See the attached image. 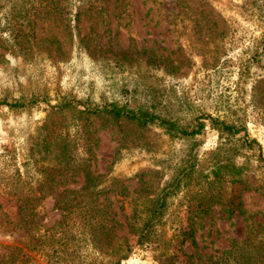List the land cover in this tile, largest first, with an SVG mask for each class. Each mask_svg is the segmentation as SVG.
Instances as JSON below:
<instances>
[{"label":"rangeland","instance_id":"rangeland-1","mask_svg":"<svg viewBox=\"0 0 264 264\" xmlns=\"http://www.w3.org/2000/svg\"><path fill=\"white\" fill-rule=\"evenodd\" d=\"M29 1L0 2V101L27 105L0 107V264H264V55L249 63L264 34L262 0H85L78 22L76 0L47 9ZM20 12L26 18L14 19ZM154 100L181 124L213 117L244 130L222 136L208 126L187 140L123 118L87 124L78 112L84 103ZM67 102L81 105L56 108ZM50 130L68 134L74 166L21 209L25 182H48L26 161ZM244 134L256 141L251 149ZM221 141L233 146L223 155L244 168L245 182L183 185L144 235L148 208L181 158L189 149L208 158ZM213 194H239L244 213L201 209Z\"/></svg>","mask_w":264,"mask_h":264},{"label":"trees","instance_id":"trees-1","mask_svg":"<svg viewBox=\"0 0 264 264\" xmlns=\"http://www.w3.org/2000/svg\"><path fill=\"white\" fill-rule=\"evenodd\" d=\"M1 1H8L9 3L13 4L17 2L30 3L29 0H0V2ZM60 1L62 0H32V2L36 4V6L42 9L56 7ZM84 1L85 0H76V3H78V10L75 14V22L79 21L81 13L84 10L81 6V3L84 4ZM253 2H255V0ZM261 4H263L264 6V0L261 1ZM15 17L23 20L24 18H26V13L20 12L19 15L14 16V19H16ZM36 19L37 18L33 16L31 18H28L29 22L26 26H29V24L31 23L33 24ZM251 48L254 49V52H251L252 54L249 58V63L255 64L260 62L264 55V34L262 35L261 41L255 43ZM149 103L150 104L143 103L142 105L132 107L130 104L126 103L120 104L117 102H106L102 107L95 105L93 108L87 106L88 103H84L82 104L84 106V110H78V112L80 114L86 115L87 124L93 120V117L91 116L94 115L109 116L114 119L123 118L136 123L141 127L148 125L158 126L168 134L181 136L186 138L187 140L194 138L199 134H202L208 126L219 131L222 136L224 134H227L228 136H237L239 133H241V130H244V127L230 125L227 124V122H225L224 120H219L218 118L213 117H209L208 122H198L193 126H191L190 124L184 125L168 116L157 112L160 104L156 103L155 100ZM3 104L12 108H22L27 106L25 103L20 102L11 103L5 100L0 101V107ZM78 105H81V103L67 102L65 104L56 106V108H75L79 107ZM48 126L49 125L44 124L39 129L45 130L46 128H48ZM244 135L245 136L241 138L242 144L245 148L251 149L256 141L254 139H249L246 134ZM225 145H227V143L221 141L219 146L214 151H211L209 153L208 158L204 157V155L201 156L199 152H195L193 149H189L187 151V153L181 158L180 162L176 165L171 179L164 183L159 194L151 202L145 218L144 235L155 233L157 227H159L161 222L165 219V211L169 206V200L173 195L175 196L182 191L183 185L190 184L191 182H200L199 184H201V181L208 182L210 176H212L211 180L216 183H218V181H227V183L236 184H240L243 181L245 182V179H243V177L245 176L246 172L243 167L236 166L234 164L235 162L231 164V166L236 170L235 173L231 176V178L225 177L226 172L224 170L231 167L229 166V164H227V161L232 160V157L228 158L223 154L226 150H233V146H231V148H225ZM69 146L70 140L68 139V134L65 132L55 133V130H50L49 132H44L41 135L39 134L35 138V142L31 146L30 153L28 154L26 168H35L40 176L48 177V182H44L39 179H37L36 181L28 180L27 182H25L24 186L26 191L29 193V196H27V198L18 199V202L22 204L21 209L29 206L35 207L41 201L40 197H38L37 194L39 192H48L45 195L50 194L49 191H52L53 189L52 185L57 186L60 184L58 180L55 181L56 175H63L67 171L72 169V167L74 166V160L71 157ZM238 151L239 150H235V155L238 153ZM259 159L264 163V157L262 156V154L259 155ZM67 192L68 190L64 191V193ZM216 197L217 196L215 194L208 196L207 200L204 201L208 205L203 203L201 205V209H203L204 211H208L210 206L214 204H222L226 217L235 214L241 215L244 213L242 209V202L239 199V194L233 196L227 201L220 200ZM200 201L203 202V198H201ZM85 213L89 214L87 222V224L89 225V230L95 235L98 228L96 210L94 207H92L91 209L85 210ZM63 234H67V232L63 231L62 237L60 239V245L67 246V244L69 243H66ZM73 247V249H76L75 246ZM112 264H119V262Z\"/></svg>","mask_w":264,"mask_h":264}]
</instances>
